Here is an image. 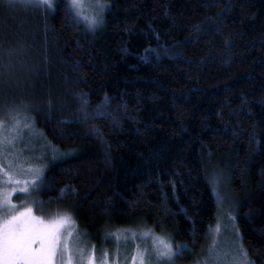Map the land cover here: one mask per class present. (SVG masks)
I'll return each instance as SVG.
<instances>
[{
    "label": "trees",
    "instance_id": "obj_1",
    "mask_svg": "<svg viewBox=\"0 0 264 264\" xmlns=\"http://www.w3.org/2000/svg\"><path fill=\"white\" fill-rule=\"evenodd\" d=\"M101 1L88 26L67 0H0V136L22 120L47 156L29 207L68 211L97 249L146 229L197 251L227 176L264 264V0Z\"/></svg>",
    "mask_w": 264,
    "mask_h": 264
},
{
    "label": "rangeland",
    "instance_id": "obj_2",
    "mask_svg": "<svg viewBox=\"0 0 264 264\" xmlns=\"http://www.w3.org/2000/svg\"><path fill=\"white\" fill-rule=\"evenodd\" d=\"M16 1L46 7H52L54 2ZM67 2L75 18L88 26L99 23L105 8L101 0ZM15 122L0 136V248L9 230H15V237L2 252L1 264H251L245 248L237 241L240 235L234 224V213L225 214L234 208L227 176L211 178L220 212L217 223L211 227L209 242L197 251L186 248L175 251L166 237L146 229L121 232V236L116 237L121 241L115 242L110 251L97 249L86 241L79 224L68 211L35 214L26 196L37 189L45 166H32L31 162H41L47 156L40 146L29 144L32 139L26 136L30 133L35 136L33 130L29 133V127L22 120ZM5 147L13 148L12 159L2 156L1 150Z\"/></svg>",
    "mask_w": 264,
    "mask_h": 264
}]
</instances>
